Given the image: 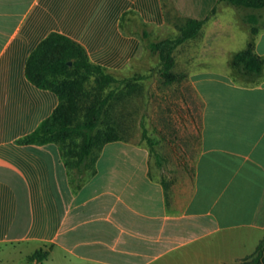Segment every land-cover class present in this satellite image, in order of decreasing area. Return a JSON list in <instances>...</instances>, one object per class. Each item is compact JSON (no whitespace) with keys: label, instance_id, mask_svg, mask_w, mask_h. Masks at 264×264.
<instances>
[{"label":"crops","instance_id":"1","mask_svg":"<svg viewBox=\"0 0 264 264\" xmlns=\"http://www.w3.org/2000/svg\"><path fill=\"white\" fill-rule=\"evenodd\" d=\"M224 5L0 0V248L31 247L27 258L41 248L50 255L61 248L86 264H152L199 241L203 256L218 264H236L254 253L264 238V70L252 84L207 66L219 54L230 66L248 43L237 45ZM188 19L206 22L190 39L198 51L192 48L185 63L212 73L190 78L202 100V125L193 172L183 181L160 173L144 141L107 143L95 173L84 180L68 171L56 144L18 143L59 104L56 93L26 76L29 56L51 33L78 42L108 73L131 75L157 42L146 44L153 33L172 28L179 34ZM179 50L183 46L176 55ZM255 50L264 58V29ZM216 245L222 247L218 256Z\"/></svg>","mask_w":264,"mask_h":264},{"label":"rangeland","instance_id":"2","mask_svg":"<svg viewBox=\"0 0 264 264\" xmlns=\"http://www.w3.org/2000/svg\"><path fill=\"white\" fill-rule=\"evenodd\" d=\"M224 6L227 9L225 13L227 18H224L225 16L222 18L231 20L232 26L228 29L237 34L236 40L239 42L237 45L249 42L252 38L251 25L241 17L251 11H239L227 3ZM254 13L264 16V10ZM257 28L259 31L264 29V19L259 21ZM177 35L178 29L168 28L164 32L153 33L147 39L146 44L150 41L174 38ZM191 42L193 41L188 40L180 44L183 46V50H179L177 55L175 50L173 52V56H177L178 61L172 68V72L184 75L182 80L166 83L162 76L164 67L159 54L144 51V56L140 57L138 70L135 74L115 76L116 81L102 88L98 87L95 77L91 76L85 86L89 96L96 95L97 99L104 103L100 128L106 131L114 127L121 139L144 141L150 145L154 165L163 176L167 174V177L171 176L176 181H183L186 175L192 174L196 157L200 151L202 100L195 96L196 92L190 85V78L192 75L200 78L212 73L210 71L203 72L199 68L196 70V66L188 63L191 59V49L193 48L195 52L198 51L196 46L191 47ZM186 57L189 59L187 65ZM225 59V56L219 54L216 58L217 62L209 63L207 66L214 70L213 73L243 79L252 84L260 78V76L246 75L233 70ZM89 103L87 100L82 103L84 109L80 113V120L84 118L85 107ZM145 133L146 135H144ZM87 176L88 174L85 175V177ZM200 244L201 241L189 242L162 255L152 264H218L203 256L206 250ZM214 250L215 255L218 256L222 252V247L216 245ZM31 251H33L31 247L25 246L2 247L0 248V264H33L27 258ZM39 264L86 263L64 253L61 248H56L47 259Z\"/></svg>","mask_w":264,"mask_h":264},{"label":"trees","instance_id":"3","mask_svg":"<svg viewBox=\"0 0 264 264\" xmlns=\"http://www.w3.org/2000/svg\"><path fill=\"white\" fill-rule=\"evenodd\" d=\"M220 1L236 7L239 11H251L243 17L251 25L252 38L246 48L234 54L230 66L243 74L260 76L264 70V58L255 50L254 37L259 32L257 25L260 17L254 12L264 10V0ZM205 22L206 20L188 19L179 28L180 32L176 37L149 44L151 52L160 56L164 67L162 76L166 83H173L185 77L172 72L176 64L173 52L178 45L195 38ZM26 76L37 87L56 93L59 104L50 117L34 132L20 138L18 143L56 144L70 173H75L82 180L86 174L93 175L96 159L102 148L107 143L122 139L114 127L106 131L100 128L104 103L97 99L96 95L89 96L85 86L87 80L93 76L98 87L102 88L116 81L115 75L108 73L101 65L91 62L85 48L78 42L62 34L51 33L29 56ZM84 100L90 103L85 107L84 118L80 120ZM44 249L37 250L28 256V259L33 264L43 262L50 255V250ZM263 255L264 238L253 254L236 264H263Z\"/></svg>","mask_w":264,"mask_h":264},{"label":"water","instance_id":"4","mask_svg":"<svg viewBox=\"0 0 264 264\" xmlns=\"http://www.w3.org/2000/svg\"><path fill=\"white\" fill-rule=\"evenodd\" d=\"M70 64H71V62H70Z\"/></svg>","mask_w":264,"mask_h":264}]
</instances>
